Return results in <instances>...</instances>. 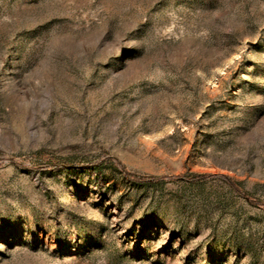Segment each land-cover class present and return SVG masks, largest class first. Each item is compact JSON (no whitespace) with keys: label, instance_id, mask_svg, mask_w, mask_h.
<instances>
[{"label":"rangeland","instance_id":"1","mask_svg":"<svg viewBox=\"0 0 264 264\" xmlns=\"http://www.w3.org/2000/svg\"><path fill=\"white\" fill-rule=\"evenodd\" d=\"M0 264H264V0H0Z\"/></svg>","mask_w":264,"mask_h":264},{"label":"trees","instance_id":"2","mask_svg":"<svg viewBox=\"0 0 264 264\" xmlns=\"http://www.w3.org/2000/svg\"><path fill=\"white\" fill-rule=\"evenodd\" d=\"M113 163L116 165L118 170L131 182L139 185L144 184H154L158 182L157 178L154 177H148V176H140L133 173H130L126 170L125 166L117 159H111ZM98 164L94 163H88L84 166H77L71 161H64V160H49L47 162L36 164L35 168L39 170H50V171H56V170H72L75 168H81L85 170L87 173H89L91 176L96 177L97 179L102 181V175L97 170ZM197 176H192L191 178H187L190 181H193L195 179H198Z\"/></svg>","mask_w":264,"mask_h":264}]
</instances>
